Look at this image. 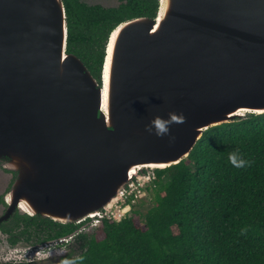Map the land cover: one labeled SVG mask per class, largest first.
Returning <instances> with one entry per match:
<instances>
[{
    "label": "water",
    "instance_id": "1",
    "mask_svg": "<svg viewBox=\"0 0 264 264\" xmlns=\"http://www.w3.org/2000/svg\"><path fill=\"white\" fill-rule=\"evenodd\" d=\"M68 36L63 0H0V161L18 174L9 213L95 222L209 128L264 114V0H161L156 19L113 31L102 83ZM169 112L184 117L173 141L146 130Z\"/></svg>",
    "mask_w": 264,
    "mask_h": 264
},
{
    "label": "trees",
    "instance_id": "2",
    "mask_svg": "<svg viewBox=\"0 0 264 264\" xmlns=\"http://www.w3.org/2000/svg\"><path fill=\"white\" fill-rule=\"evenodd\" d=\"M74 6L66 0L67 51L102 83L109 22L116 17ZM232 152L250 166L233 167ZM155 173L146 212L132 204L133 216L92 222L91 232L86 222L37 215L47 229L39 242L73 235L68 264H264V114L209 128L188 158Z\"/></svg>",
    "mask_w": 264,
    "mask_h": 264
},
{
    "label": "flooded vegetation",
    "instance_id": "3",
    "mask_svg": "<svg viewBox=\"0 0 264 264\" xmlns=\"http://www.w3.org/2000/svg\"><path fill=\"white\" fill-rule=\"evenodd\" d=\"M63 1L66 7V0ZM68 1L75 5L74 7H76L77 10L85 7L105 10L116 17V20L109 22V26L113 28L109 32L105 42L106 52L111 34L117 27L128 21L140 18L156 19L161 7V0ZM8 163L9 160L0 161V169L4 177L0 181V188L4 186L3 193L0 194V264H30L34 259L42 257L38 252H40L41 248L47 247V245L51 243L57 246L59 245L60 247L58 248L60 249L66 248V250H68V239L69 236L71 237L73 235H69L66 238L61 236L39 242V240H43L46 237L47 233V229L42 225L43 219L37 218L38 216L23 214L19 209L9 213L10 204L7 201V196L12 190L18 174L6 167ZM64 242L66 244H64Z\"/></svg>",
    "mask_w": 264,
    "mask_h": 264
},
{
    "label": "built area",
    "instance_id": "4",
    "mask_svg": "<svg viewBox=\"0 0 264 264\" xmlns=\"http://www.w3.org/2000/svg\"><path fill=\"white\" fill-rule=\"evenodd\" d=\"M156 180V173H153V175L144 180L143 182H136L135 185L132 187H128L126 191L124 192L122 198L116 203V205L111 208L110 210H104L100 214V221L101 222L104 218H107L108 220H114V221H121L122 219L126 218L132 210V204L136 202L138 199H142L148 196V186H155ZM96 226V224H95ZM49 245H52L49 244ZM41 248L40 256H44L52 252L53 250H47L48 246Z\"/></svg>",
    "mask_w": 264,
    "mask_h": 264
},
{
    "label": "clouds",
    "instance_id": "5",
    "mask_svg": "<svg viewBox=\"0 0 264 264\" xmlns=\"http://www.w3.org/2000/svg\"><path fill=\"white\" fill-rule=\"evenodd\" d=\"M184 122V117L182 113L169 112L168 118L157 115L155 116L148 125H146V130L149 133L155 134L157 137L163 138L167 136L170 141L175 139L171 134V129L173 124H182ZM229 162L236 168H244L250 166V162L243 159L238 152H232L228 156ZM68 264V262H65Z\"/></svg>",
    "mask_w": 264,
    "mask_h": 264
},
{
    "label": "rangeland",
    "instance_id": "6",
    "mask_svg": "<svg viewBox=\"0 0 264 264\" xmlns=\"http://www.w3.org/2000/svg\"><path fill=\"white\" fill-rule=\"evenodd\" d=\"M148 170L147 169H144L143 171H142V173H146ZM153 175V174H152ZM4 177L2 176V170L0 169V181H1V179H3ZM2 185V184H1ZM3 190H4V186L3 187H1L0 188V194H2L3 193ZM153 196H152V194L148 191V196L147 197H145V198H142V199H138V200H136V202H134L133 203V205H139L141 208V210L143 211V212H146V210H148L151 206H152V204H153V198H152ZM143 200V201H142ZM143 202L142 204L140 203V202ZM116 205V204H115ZM115 208V207H114ZM128 216H133V212H132V210H130V212H129V214H128ZM100 221V219L99 220H97V221H95V222H93V224H96V226L100 223L99 222ZM86 222V224H85V229H86V231H88V232H91V223H92V221H91V219H90V221H88V220H86L85 221ZM95 226V227H96ZM94 228V227H93ZM73 237V236H72ZM69 240V242H68V245L69 244H72L73 242H74V239H72V238H69L68 239ZM64 244H66L65 242H64ZM58 247H60L59 245L57 246V245H55V244H52V245H49L48 246V248H47V250H53V251H55V250H58V249H60V248H58ZM64 249V248H63ZM66 249V248H65ZM68 250L70 251V248H68ZM64 261H63V259L61 260L60 259V263H55V264H62ZM53 263V261H51L50 262V264H52ZM42 264H49V262L47 261V262H44V263H42Z\"/></svg>",
    "mask_w": 264,
    "mask_h": 264
}]
</instances>
